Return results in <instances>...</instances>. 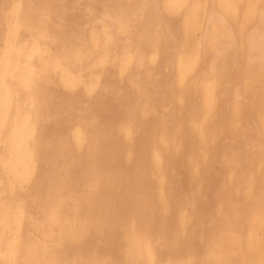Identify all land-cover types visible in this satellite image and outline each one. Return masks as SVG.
<instances>
[{"label":"bare ground","instance_id":"obj_1","mask_svg":"<svg viewBox=\"0 0 264 264\" xmlns=\"http://www.w3.org/2000/svg\"><path fill=\"white\" fill-rule=\"evenodd\" d=\"M0 264H264V0H0Z\"/></svg>","mask_w":264,"mask_h":264}]
</instances>
